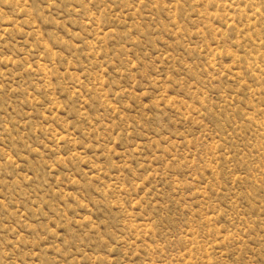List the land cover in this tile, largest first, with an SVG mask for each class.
<instances>
[{"label":"rangeland","instance_id":"1","mask_svg":"<svg viewBox=\"0 0 264 264\" xmlns=\"http://www.w3.org/2000/svg\"><path fill=\"white\" fill-rule=\"evenodd\" d=\"M0 264H264V0H0Z\"/></svg>","mask_w":264,"mask_h":264}]
</instances>
